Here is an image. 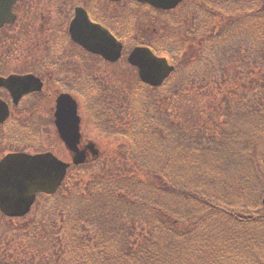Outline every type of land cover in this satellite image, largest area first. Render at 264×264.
Wrapping results in <instances>:
<instances>
[{
	"label": "trees",
	"instance_id": "trees-1",
	"mask_svg": "<svg viewBox=\"0 0 264 264\" xmlns=\"http://www.w3.org/2000/svg\"><path fill=\"white\" fill-rule=\"evenodd\" d=\"M183 27L166 46L179 84L135 100L122 165L39 195L33 216L0 230V264H264V0H199ZM187 86L212 96L192 127L163 105ZM192 149L191 175L172 181ZM231 192L260 207L221 206ZM180 196L201 207L187 227L168 210Z\"/></svg>",
	"mask_w": 264,
	"mask_h": 264
},
{
	"label": "rangeland",
	"instance_id": "rangeland-1",
	"mask_svg": "<svg viewBox=\"0 0 264 264\" xmlns=\"http://www.w3.org/2000/svg\"><path fill=\"white\" fill-rule=\"evenodd\" d=\"M194 2L195 0H188L185 5L173 9L172 11L155 10L147 5H140L132 1L122 2L121 8L127 12L128 16H126V22L124 21L125 24L122 26V28H127L122 29L120 27V32L121 29L124 31L127 37L128 46L123 49L121 58L115 63L103 64L100 60H94L89 57V64L87 63L89 66L88 70L93 71V73L96 71L95 75L98 78L93 80L92 86L86 88L85 94L87 95V101L90 100L88 102L80 99L78 100L79 102L77 101L79 103L78 113L81 117L83 140L95 143L100 156L93 163L89 162V164L70 169L68 172L69 180L67 181V184L73 183L78 178L91 177L93 173H99L102 170L107 171L112 167H120L122 165L120 155L122 148L121 141L124 140L127 142V140L122 139L121 134L123 132L126 133L128 121L134 113V108L132 107L129 109V106L126 103L128 101L132 102L139 93H146V87L138 80L136 70L126 61L129 47L135 44L146 43L152 44L153 46L158 45L159 48V44L166 40V34L172 32L176 25L182 23L183 17L181 18L180 15L186 13L189 4L191 6L196 4ZM197 3H199V0ZM208 13L210 14L209 11ZM21 25L22 22L19 21L9 28V55L19 49L18 45L22 32L20 30ZM152 29L156 32H150ZM27 30L29 31L30 28ZM179 30L181 31L180 34L184 36H187L189 33V28L185 29L183 25ZM25 39L26 37L23 38V40ZM59 40L60 42L68 41L67 37L63 34L57 36L56 43H59ZM61 47H64V49L67 50L70 47V44H61ZM164 50L166 49L164 48ZM9 62H11V58ZM170 79L169 84L171 85L173 79ZM89 91L93 95L87 94ZM144 96L145 95H141V97ZM211 100L212 96L210 94L203 90L191 89V86H187V88L182 90L177 96H173L170 101H163V105L167 107L171 113H175L177 119L186 125V127H192L202 121L203 114L201 112L203 106L207 105ZM94 101L98 103L95 104ZM92 105H96L95 109H92ZM112 110L119 112L113 114L112 112L109 113ZM102 113H106V116L101 119L99 122L101 125H99L96 121L101 117ZM108 116H111V119L110 122L106 123L105 121ZM12 125L13 123L9 122L8 126L0 128V131H4L5 135L8 134L9 131L10 135L14 133L15 136H19L21 130ZM28 129L29 128H26L24 131L27 132ZM47 133L48 134L37 133V136L33 135L35 137L29 136V139L33 142H21L18 140H10L9 142L6 140H3V142L0 141V158L10 150L24 151L28 153L51 150L60 159L69 160L70 154L57 135L54 134V131H50V133L47 131ZM153 149L156 151L155 148ZM144 150V145L140 146L138 149L140 153ZM118 152L119 155L117 154ZM195 161L196 155L194 149L188 153L184 152V166L189 169L180 176L181 180L172 179V181H179V183L182 184L187 180V177L190 176L193 171L191 169L196 165ZM131 163L132 162L129 163V166H133ZM238 175L239 174H237V176ZM226 176L227 173L225 170H220L217 177L225 182L231 180L230 177ZM232 181L234 180L232 179L230 183ZM205 184L206 189L209 191L211 187L208 182ZM258 198L260 197L257 193H246L245 195L237 196V194L231 192L223 198V203L218 200L217 202L225 208H233L237 211L254 212L260 207L258 204ZM166 201L169 207L168 210L172 211V218H174L178 227H187L190 224V220H193V218H191L193 213L197 210L200 211L201 209V207H199L193 200H184L181 196L178 198L169 197ZM35 207L36 205L32 207L31 211L26 216L20 219L33 216ZM186 217L187 219H185ZM18 220L19 218L8 219L0 215V230H4L6 224H12Z\"/></svg>",
	"mask_w": 264,
	"mask_h": 264
},
{
	"label": "flooded vegetation",
	"instance_id": "flooded-vegetation-1",
	"mask_svg": "<svg viewBox=\"0 0 264 264\" xmlns=\"http://www.w3.org/2000/svg\"><path fill=\"white\" fill-rule=\"evenodd\" d=\"M125 1L135 2L17 0L13 3L15 22L0 28V116L6 111L8 115L0 123V128L12 121L24 130L29 128L27 133L32 137L37 133L48 134L47 131L56 134L54 114L58 96L63 92L79 96L88 82L97 78L93 71L88 70L89 57L109 64L74 38L90 46L105 37L97 27L86 21L87 16L92 23L102 25L120 40L121 4ZM19 21L22 22L19 49L9 55V28ZM61 34L68 41L59 40L56 43L57 36ZM61 44H70V47L65 50ZM12 75L22 77L19 85L10 86L3 82ZM0 133V141H8L4 131ZM86 143L87 140L84 141L81 136L80 148H84Z\"/></svg>",
	"mask_w": 264,
	"mask_h": 264
},
{
	"label": "water",
	"instance_id": "water-1",
	"mask_svg": "<svg viewBox=\"0 0 264 264\" xmlns=\"http://www.w3.org/2000/svg\"><path fill=\"white\" fill-rule=\"evenodd\" d=\"M13 1L15 0H0V25L13 19L10 10ZM139 1L148 2L158 8L169 9L174 8L181 0ZM107 33H105L106 42H97L86 48L101 54L106 59L114 60L120 55L121 45ZM75 40L82 43L79 38ZM128 61L138 68L141 80L150 85L161 84L173 70V66L168 65L165 58L156 57L147 47H136L128 56ZM18 78L11 76L3 82L13 86L20 84ZM76 112L77 105L73 98L69 95L59 97L55 124L61 138L74 152L73 163L79 164L85 161V156L84 151H78L76 147L79 139V118ZM6 115L7 112L0 116V121H3ZM92 153L95 155L96 151ZM68 167L69 163L49 152L35 155L24 153L7 155L0 161V210L10 216L25 214L29 211L37 193L52 194L57 190ZM262 203L264 204V196Z\"/></svg>",
	"mask_w": 264,
	"mask_h": 264
}]
</instances>
